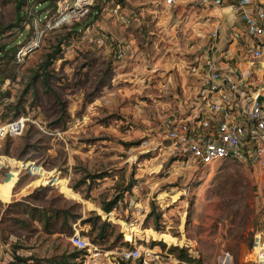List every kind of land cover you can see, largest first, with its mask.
<instances>
[{"label":"rangeland","instance_id":"rangeland-1","mask_svg":"<svg viewBox=\"0 0 264 264\" xmlns=\"http://www.w3.org/2000/svg\"><path fill=\"white\" fill-rule=\"evenodd\" d=\"M19 1L0 0V24L15 23ZM42 1L32 5L44 17L50 3L38 4ZM160 1L123 3L136 15L154 19ZM26 6L21 8L25 28L17 46L31 36ZM99 9L71 29L50 32L23 63L17 62L16 80L3 86L11 93L5 104L23 99L26 113L20 117L27 122L20 136L0 141V264H81L83 253L70 237L78 229L94 243L88 235L91 223L82 220L96 217L99 225L113 227L108 233H115L109 241L98 242L105 250L129 246L128 226L134 224L140 244L166 250L173 263L180 261V254L172 249L179 248L193 264H248L255 234L264 232V169L234 160L205 167L173 164L171 153L158 148L169 144L164 139L167 108L137 90L143 63L128 78L123 75L132 65L127 58L124 65L108 59L97 40H111L100 24L115 18L97 15ZM67 36L63 58L51 67L54 91L48 92L38 79L26 93L33 71ZM118 70L125 71L120 81ZM253 73L254 83L264 85V64ZM117 83L118 94L107 103L105 97L114 95ZM144 141L151 151L139 159ZM87 175L105 178L85 184ZM20 192L28 196L17 202L13 196ZM115 198L119 201L113 216H105L103 205ZM63 210L71 211L66 221L53 216ZM43 214L45 220L39 218ZM119 233L124 235L121 242L115 240ZM76 252L81 254L72 258Z\"/></svg>","mask_w":264,"mask_h":264},{"label":"built area","instance_id":"built-area-1","mask_svg":"<svg viewBox=\"0 0 264 264\" xmlns=\"http://www.w3.org/2000/svg\"><path fill=\"white\" fill-rule=\"evenodd\" d=\"M226 2L227 0H162L156 4L158 13L155 12V16L162 11L174 16L182 8H224ZM96 6H100L95 11L97 15H110L127 24L144 19L139 14H126L128 7L123 0H56L55 7L48 9L44 17L34 11L33 5H27L24 16L28 20L26 25L30 26L31 36L26 43L20 45L17 62L23 63L40 47L50 32L65 27L71 29L82 23ZM232 8L240 19V24L235 28L234 39L242 53L234 57L227 55V48L225 50L220 44L222 22L208 20L212 24L208 44L205 48L201 47V53L187 64L192 68L191 72L199 77V92L194 99L180 109L173 110L165 118L164 139L169 144H159L158 148L170 152L173 164L178 168L191 163L205 167L234 160L264 169V99L260 101L261 97L264 98V85L255 84L253 79V72L264 64V5L255 4V0H240ZM202 37L201 33L196 36L197 39ZM104 40V37H99L97 41L102 44ZM126 56L127 50L120 47L117 50L118 59ZM105 100L110 102L106 97ZM26 122L25 117H20L1 125L0 141L20 136ZM140 148L144 154L151 151L148 141H144ZM155 173L154 169H150V174ZM113 214L114 212H109L107 216ZM128 229L132 236L127 241L129 246L116 251L105 250L85 239L78 229H75L70 241L83 253L84 261L81 264H105L109 258H113L114 264H166L164 252L140 244L134 224L129 225ZM246 262L264 264V232L255 234V244Z\"/></svg>","mask_w":264,"mask_h":264},{"label":"crops","instance_id":"crops-1","mask_svg":"<svg viewBox=\"0 0 264 264\" xmlns=\"http://www.w3.org/2000/svg\"><path fill=\"white\" fill-rule=\"evenodd\" d=\"M27 1L25 0V5L36 3V0L32 4ZM239 2L240 0H227L224 8H213L212 10L182 8V11L178 10L174 16L167 11H162L154 19L151 17L144 18L131 24L116 19L102 22L100 24L101 30L104 32L106 30L111 37V40L106 39L103 42L108 59L124 65L127 58L126 61H130L132 64L127 74H123L125 71L118 70L116 80L120 81L122 74L129 78L136 71V65L143 63L142 78L136 81V84L139 85L137 90L147 95L149 93L150 99L156 100L162 106L164 105L167 108L166 116L173 110L180 109L184 104L194 99L200 89L199 77L191 72L192 68L190 69L187 64L189 60L194 59L195 55L201 53V47L205 48L208 44L209 32L212 26L211 23H208V20L222 22L220 44L225 47V50L227 48V55L230 54L234 57L242 53L241 47L234 39L235 28L240 24V19L232 8L233 5H237ZM255 4L264 5V0H255ZM125 13L128 15L136 14V11L128 8ZM154 30H157L158 38ZM199 33L203 36L201 39L196 38ZM120 47L127 50L125 60L121 59V61L117 57V50ZM111 72L116 75L114 71ZM191 83V88H189L188 84ZM118 85L119 83L112 88L114 95L106 96L111 103L114 102V96L118 94L117 90H114ZM141 154H144V152L139 153V159H141ZM139 162L141 165V160ZM25 196L28 195H23L20 192L13 198L18 202ZM158 252H164L166 264L181 263L180 261L173 263V255L167 253L166 250L160 249ZM112 259H107L105 264H114ZM130 264L140 263L132 262Z\"/></svg>","mask_w":264,"mask_h":264},{"label":"trees","instance_id":"trees-1","mask_svg":"<svg viewBox=\"0 0 264 264\" xmlns=\"http://www.w3.org/2000/svg\"><path fill=\"white\" fill-rule=\"evenodd\" d=\"M42 3H50V6L48 9H53L55 7L56 0H43ZM23 15L21 19L20 25L16 26L15 24H8L3 25L0 24V107L5 104V100L7 98L11 97V93L8 90H4L3 86L7 81H15L16 80V73H17V54L20 48V45H16V41L19 38V35L22 34V30L25 28L24 25H22L23 22ZM31 35V33H30ZM68 39V36L65 37L60 43L55 47V49L45 55L44 59L42 60V63L38 66L36 70L33 71V74L31 75V82L26 87V93L29 92V86L35 89L36 82L38 79H41L44 86L46 87L47 91L53 92L54 90L50 87V81L52 78V71L51 67L55 64V61H57L60 58H63V50H64V43L65 40ZM24 94V93H23ZM37 96V94L35 93ZM24 101L23 99H18L15 103H9L5 104L4 107L0 108V122H11L14 121L20 116L24 115L26 113V110L24 109ZM105 178L104 175H87L83 182L86 183L87 180L95 181L98 179ZM133 184V183H131ZM131 186V185H129ZM130 188H128L129 190ZM119 198V197H117ZM113 199L109 201L108 203H105L103 205V210L107 213L112 212L114 208L116 207V203L119 201V199ZM45 213V211L43 212ZM71 215V211L69 210H63V211H56L54 213V217L57 219L62 218L65 221L69 218ZM35 216V215H33ZM105 216L107 214L105 213ZM41 220L46 219V214L40 215L39 217ZM50 218V217H49ZM73 218L78 219L80 218L79 215L73 216ZM91 223V229L88 233L90 237H92V241L96 244L100 241H109L113 236H115L114 231L112 230L111 233H108V229H110L111 225L109 223H103L99 225V218L96 217L94 219H87L82 220V223ZM113 228V227H111ZM85 239L88 240L87 235L83 233L82 235ZM88 236V237H89ZM115 240L117 242H121L124 240V235L122 233H119ZM128 245V243H126ZM178 251L179 252V259L181 261L180 264L186 262L189 264H193L194 260L190 257H187V253L184 249L179 248H173L172 252ZM81 253L76 252L72 255V258H78ZM61 264H72V263H65L63 261Z\"/></svg>","mask_w":264,"mask_h":264},{"label":"water","instance_id":"water-1","mask_svg":"<svg viewBox=\"0 0 264 264\" xmlns=\"http://www.w3.org/2000/svg\"><path fill=\"white\" fill-rule=\"evenodd\" d=\"M117 1H122V0H117ZM24 3H25V1L24 0H20L19 2H18V4L16 5V7H15V15H16V19H15V25L16 26H18V25H20V23H21V19H22V12H21V8H22V6L24 5ZM264 98L263 97H261L260 98V101H262Z\"/></svg>","mask_w":264,"mask_h":264}]
</instances>
